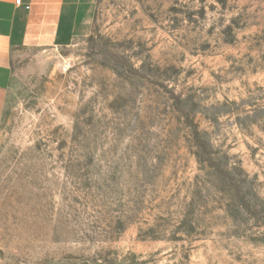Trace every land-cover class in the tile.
Wrapping results in <instances>:
<instances>
[{
  "label": "rangeland",
  "instance_id": "rangeland-1",
  "mask_svg": "<svg viewBox=\"0 0 264 264\" xmlns=\"http://www.w3.org/2000/svg\"><path fill=\"white\" fill-rule=\"evenodd\" d=\"M14 54L0 264H264V0H93Z\"/></svg>",
  "mask_w": 264,
  "mask_h": 264
},
{
  "label": "crops",
  "instance_id": "crops-1",
  "mask_svg": "<svg viewBox=\"0 0 264 264\" xmlns=\"http://www.w3.org/2000/svg\"><path fill=\"white\" fill-rule=\"evenodd\" d=\"M93 0H0V121L14 54L26 46H62L85 31Z\"/></svg>",
  "mask_w": 264,
  "mask_h": 264
},
{
  "label": "built area",
  "instance_id": "built-area-1",
  "mask_svg": "<svg viewBox=\"0 0 264 264\" xmlns=\"http://www.w3.org/2000/svg\"><path fill=\"white\" fill-rule=\"evenodd\" d=\"M21 2V0H17V3H20Z\"/></svg>",
  "mask_w": 264,
  "mask_h": 264
}]
</instances>
